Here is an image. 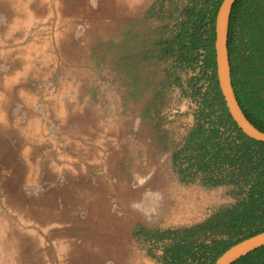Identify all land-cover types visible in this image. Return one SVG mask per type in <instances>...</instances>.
I'll return each mask as SVG.
<instances>
[{
    "label": "rangeland",
    "instance_id": "1",
    "mask_svg": "<svg viewBox=\"0 0 264 264\" xmlns=\"http://www.w3.org/2000/svg\"><path fill=\"white\" fill-rule=\"evenodd\" d=\"M186 2L0 0L2 19H22L15 37L45 38L56 58L44 85H28L40 132L0 127V264H161L141 210L160 220L151 231L233 203L225 186L182 184L171 164L197 104L169 83L153 42Z\"/></svg>",
    "mask_w": 264,
    "mask_h": 264
},
{
    "label": "trees",
    "instance_id": "2",
    "mask_svg": "<svg viewBox=\"0 0 264 264\" xmlns=\"http://www.w3.org/2000/svg\"><path fill=\"white\" fill-rule=\"evenodd\" d=\"M222 0H187L166 36L154 40L157 62H170L172 82L197 107L171 149L182 184L230 189L222 205L189 226L147 231L162 243L161 264H213L235 243L264 231V143L245 136L228 115L216 79L214 20ZM227 51L232 88L247 118L264 132V0H235ZM185 72L183 78L180 73ZM232 264H264V246Z\"/></svg>",
    "mask_w": 264,
    "mask_h": 264
},
{
    "label": "crops",
    "instance_id": "3",
    "mask_svg": "<svg viewBox=\"0 0 264 264\" xmlns=\"http://www.w3.org/2000/svg\"><path fill=\"white\" fill-rule=\"evenodd\" d=\"M20 21H22L20 17H16L12 22H6L0 17V127L11 129V120H14L12 126L18 127V133H39V130L42 129V116L34 110V106H29V100L39 98L40 92L37 90L30 91L28 85H34L35 88L40 86L36 85L38 82L44 85L47 80L44 71L54 67L56 58L54 59L53 54L45 50L47 46L45 38L15 37L17 31L21 29ZM39 62L40 64L37 66ZM44 79L46 80L44 81ZM10 101L22 104V111L18 110L16 115L10 116L7 107ZM26 110H29L30 113ZM22 118L26 121L19 125L18 120ZM162 173L166 178L168 176L170 180L172 179L168 170L165 169ZM111 176L109 174V177ZM150 193L160 195V192L155 190H150ZM197 203L200 204V202ZM127 207L129 206L127 205ZM141 215L140 223L144 230L160 223V220L157 222L150 220L147 210H141Z\"/></svg>",
    "mask_w": 264,
    "mask_h": 264
},
{
    "label": "water",
    "instance_id": "4",
    "mask_svg": "<svg viewBox=\"0 0 264 264\" xmlns=\"http://www.w3.org/2000/svg\"><path fill=\"white\" fill-rule=\"evenodd\" d=\"M235 0H222L214 20V58L216 79L226 111L237 128L248 138L264 143V132L252 125L243 114L233 91L227 51L228 23ZM264 246V231L247 237L225 250L213 264H232L240 257Z\"/></svg>",
    "mask_w": 264,
    "mask_h": 264
}]
</instances>
